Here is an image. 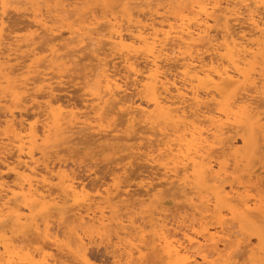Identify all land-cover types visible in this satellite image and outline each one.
<instances>
[{
    "label": "bare ground",
    "instance_id": "1",
    "mask_svg": "<svg viewBox=\"0 0 264 264\" xmlns=\"http://www.w3.org/2000/svg\"><path fill=\"white\" fill-rule=\"evenodd\" d=\"M33 1L37 0H0V4L11 5L6 8L0 7V89L9 94L13 103L17 102L14 103L16 107L25 108L23 102L28 101V103H32V108L42 109V105H39V102L36 103V100L42 99L41 97L48 100L43 105L44 109L37 112L41 118L44 117L40 121L41 127L39 129L37 126L40 125L37 124V121L31 122V119L29 120L31 116L29 117L25 114L26 112H22V108H19L20 110L17 112L2 113L3 111H0L6 119L5 122H0V126L4 127L2 125L4 123L9 128L7 131L10 133L3 134L5 138L0 137V216H2V212L8 209L9 214L6 215L12 214L16 218L14 224L11 221L12 228H8L12 232L14 226L21 230L31 228V224L26 223L28 220H25L24 223L21 222L27 219V216H18L19 208L23 207L31 213L32 207L35 208V205L38 208L51 204L53 207L59 206L57 209L61 211L58 212L59 219L56 222V225L58 224L56 226L57 232L55 231L56 233L52 234V237L47 231L45 233H49L52 238L48 236L49 234L43 238L50 237L52 239L51 244L48 245L49 248L45 246L49 240L47 242L44 240L45 244L41 246L47 247L50 253H52L51 250H54L56 255L52 253L54 256L51 254L45 256L44 253L49 254L48 251L45 252L43 248L34 249L32 247L30 249L33 250L30 251L24 249L25 253L29 254L32 259H35V255L37 257L39 255V258L42 256L41 260L49 261L47 264L72 263V260L81 255L78 249L85 248L83 240H80L81 233L84 232V225H90V228L97 224L96 226H100V229L104 230L109 224L111 225V222H114L116 228L122 226L123 230L129 229L128 226H135L133 224L136 222L133 221L135 212L131 211L132 207L135 206L134 209L136 210V207L141 206L143 202L140 197L154 195L155 193L152 191L160 190L156 191V194L161 192L162 195L165 193V197L173 196L176 201L182 200L183 204L180 207L185 210L184 216L179 217L177 215L179 218L174 216L168 220L169 218H166L165 215L166 221L162 220L163 223L161 222V234L157 237L156 230V235H154L156 240L152 239V243L148 244L147 239L150 236H147L146 245L142 244V247L140 244H136L135 252L129 250L130 253H124L127 255H125L126 257L120 256L122 250L121 253L118 252L117 259L116 248L110 247L112 251H115V253L112 252L113 259H117V262L123 259L124 264L126 259L125 264H136V262L144 264V261L150 260L148 257L151 254L152 257L153 255L156 256L155 262L158 261L159 264H183L185 258L189 260L198 259L203 262L206 256L211 260L214 252L217 258L229 259L231 264H264V235L261 232V221L264 220V197L261 198V196L256 195L258 191L255 196L251 195L249 191L252 190H247L248 187L241 185L243 183H239L233 177L232 172L228 171V163H231L229 159L224 160L228 153L237 152L241 158L250 164L264 151V112L261 111L264 105L261 103L264 101V32L261 31L264 28V14L260 9L243 7L246 4L255 5L258 0H123L125 2L122 10L124 9V14L126 12L129 16L126 18V23H123L124 25L120 22L123 19L119 20L114 15L115 17H109L108 21L106 20L108 16L103 18V22L105 23V20L107 22V24H102L104 26L93 24L94 21L91 20V23L93 21L92 24L87 22V26L85 24L81 27L79 24L76 25L78 23L76 19V24L72 22L76 29L70 23L69 26L66 20L74 21L72 18L78 15L77 5L79 3L77 4V2L79 0H61L60 3L58 0L59 5L55 4L54 10L56 13L59 12L58 16L62 15L60 17L63 21V17H66L65 22L69 26L68 28L65 26L67 37H63L62 29V34H60V30H53L52 26L48 25L49 19L46 20L43 17L45 15H42L43 10L49 8V6L44 5L48 4L47 0L46 2L45 0L37 1L39 2L37 4ZM114 1L113 3L118 2ZM34 5H39L41 8L37 6L35 10L37 14L32 12L34 14L31 22L27 26L23 25V27L25 26L24 29L26 27L33 28L34 31H28L27 35L24 36H11L12 33H9L10 35L4 34V29H8L4 28L5 22L10 24L6 20L8 15L20 13L22 9L28 11L29 8L27 7L32 8ZM216 5H220V7L217 8ZM43 7L44 9H42ZM50 10H46L48 15L54 11L51 10V12ZM38 12L40 13L38 14ZM21 14L20 16H23ZM47 14L46 16H48ZM25 15L27 14L25 13ZM17 28H19L18 25ZM39 31H41L40 34ZM43 38L46 39L45 42H42V46L41 43L38 46L37 43ZM72 44L73 46L76 45L72 48L70 46ZM84 53H88L86 58L95 64L89 66L92 67V70L84 74L83 77L79 75L81 71L80 68L78 69L81 81L78 85L83 83V87L79 90L84 91L82 105L80 104V108L73 105L65 106L64 102L61 103L54 96L59 91V86L64 82L63 79L73 72L74 67L76 69L80 66L78 63L82 60L77 61V59H82L80 54L84 55ZM114 61L118 62L114 63ZM84 67L81 68L84 69ZM132 68H135L136 71L133 72ZM83 69L82 71H84ZM46 70L55 73H46ZM77 73L74 74V77L78 76ZM24 74L30 75V79L31 74L34 77L31 80L28 78L27 82L24 80L22 82L20 77ZM70 76L72 77V75ZM37 85H39L38 89H36ZM130 89L135 93L134 95L138 96L139 103L131 102L127 98ZM30 91H42L44 93L41 97L36 93L34 96H29ZM26 94L30 100L23 101L27 98ZM23 95L24 99L22 98ZM229 98L231 103L227 102ZM70 100L72 99L70 98ZM54 103L57 104L56 108L52 107ZM14 104H12V108L15 107ZM34 114L32 118L36 116ZM116 117L117 120L123 119L120 121L122 125L118 126V123H115ZM123 123L127 127L121 131L118 127L123 126ZM135 126H140L139 131L141 133L135 132ZM81 132L89 133L80 134ZM147 132L149 134H144ZM131 133L136 134H132V136ZM234 134L240 135L242 147L239 150L235 146L237 140L235 141V138L232 137ZM87 135H90V138H92L91 136L96 137L95 141H101L103 143H101V147H106V149L112 146L111 143L117 141L124 143L122 145L124 148L121 149L127 152L126 158L123 157L124 160H131L137 156L135 160L140 159L146 162L151 169L157 171L156 176H158L154 177L155 179L150 178V180L147 176L146 180L148 181H144L142 178L140 183L136 185L138 189L143 191V194L140 191L130 193L129 189L126 190L128 185L120 191V186L115 185L116 193L113 194L109 189L104 190L106 195L103 197L99 191L100 194L95 190L97 195L93 199L91 196L89 198V196H85L86 194L84 195V187L78 182L77 177L76 179L69 177L71 176L69 174V176L65 175L66 173L60 174V171H57L54 176L52 172L56 166L55 163L53 164L51 161L48 163V161L38 165L34 159V144L38 140L49 143L54 148H59V151H68L69 153L79 144L86 142L88 144L89 137ZM86 136L88 138H85ZM132 141L139 142L140 145L142 141H145L147 145L143 147L139 144H137L138 146L127 145ZM238 142L239 140L237 144ZM86 144L82 146H86ZM60 147L64 149H60ZM56 151V154L60 153ZM76 154L78 155V153ZM63 156L65 157L64 154ZM244 160L242 161L244 162ZM129 162L131 163L132 160ZM133 162L135 164V161ZM51 163L53 166H50ZM61 165L63 164H59L60 168ZM128 167L123 165L120 171L127 173L130 168ZM45 175L49 176L45 177ZM12 176L15 180L26 183V187L24 188V184L10 185L7 179L10 181ZM48 177L57 179L58 183L51 185ZM139 177L138 179H140ZM255 177L257 178L256 175ZM253 179L254 176L251 181ZM257 184L259 183L257 182ZM38 186L43 191L40 192ZM53 186L57 189L56 192L58 191L57 193L54 191L55 196L50 193ZM14 188H18V190L15 191ZM251 193L253 194V192ZM259 195L261 194L259 193ZM94 201H101L107 205L109 212H105L110 213L108 219L103 216V211H98L101 215L98 218L97 212L90 211V207L96 205ZM68 202L72 203L69 210L67 206V209L65 208V204ZM11 205L13 208H10ZM75 205L78 208H75ZM116 206L117 208L121 206V209L123 206L125 210L127 209V213L132 212V215H128L129 220L126 219V223H129L126 228L123 225V221H126L123 217L126 218L127 214L124 213L123 216L119 214L118 216V213L110 212V208ZM117 210L120 211V208L114 211L117 212ZM82 211L84 214L81 213ZM68 213L71 215L66 217ZM130 216L133 219H130ZM121 217L123 221L120 219ZM7 219L10 220L9 217ZM105 220H107L106 224L104 223ZM108 221L111 222L107 225ZM243 228L250 232L249 234L253 237H256L258 247L250 248L251 242L244 245L249 238H247L246 233L247 236H243ZM46 229L48 228L46 227ZM34 231L36 232V229ZM0 232L4 233L3 231ZM58 232L62 233L64 238L69 234L67 239H72V242L62 241L63 237L59 236ZM129 233L132 234L131 231ZM28 237L26 238L28 239ZM14 238L12 237L13 240L10 241H14L16 244L20 236L19 239L17 237L18 240ZM40 238L42 239V233ZM32 239H28L31 241V245L38 238ZM132 239L135 240L136 238ZM20 240L21 242L18 244L22 243L24 238ZM213 240L216 243H213ZM125 245H123L124 249ZM138 245L140 247H137ZM27 247L29 248L28 245ZM119 247L122 248L120 244ZM1 248L0 250L3 252L0 251V264H9L10 260L17 261L22 258L17 254L18 245L17 247L3 245ZM120 248L119 251H121ZM127 249L125 250L127 251ZM239 249H245L242 252L247 253L248 260L246 263L243 262L247 258L244 261L241 260L244 254L241 256ZM134 253L138 254L137 258L133 255ZM229 253H231L230 256ZM75 256L77 257L74 258ZM119 256L125 259H120ZM132 256L135 259H132ZM71 257H73L72 260ZM39 258L37 260H40Z\"/></svg>",
    "mask_w": 264,
    "mask_h": 264
},
{
    "label": "rangeland",
    "instance_id": "2",
    "mask_svg": "<svg viewBox=\"0 0 264 264\" xmlns=\"http://www.w3.org/2000/svg\"><path fill=\"white\" fill-rule=\"evenodd\" d=\"M37 1H41V0H37ZM37 1H33L34 3H39V2H37ZM53 1V0H52ZM48 1L47 0V2H48V4L46 3V4H44L45 6L47 5V6H49V10L51 9L52 11L54 10V7H55V4H58L59 5V3H60V1L61 0H59V3H58V0L56 1ZM78 1V0H77ZM116 1H118V2H116V3H113V2H115L114 0H106V2H105V0H79V2H77V4L79 5H77V9H78V15L75 17V18H72L74 21H72V20H66V17H63V19H64V21L61 19V17L60 16H62V15H59L58 16V13H56L55 12V10L52 12L51 10V12H52V14L50 13V15H48L47 13H46V10H48V9H46L45 8V10H43V12H42V15H44L43 17L44 18H46V20H48V25L49 26H52L51 28L54 30V29H56V31L58 30H60V34H62V32H63V37L64 36H66L67 37V33L65 32V31H67V29L66 28H68L69 26H70V24H71V26H74V28L76 29V26L75 25H73V23L72 22H76L77 23V21H75L76 19L78 20V23L76 24V25H78L79 24V26H81V27H83V25H85V26H87V22H90L91 23V20H93L94 21V23H93V21H92V23L93 24H97V25H99V26H101L102 24H107V22H106V20L108 19H110L111 17H117L119 20L121 19H123L122 21H120L122 24L123 23H126V18H128L129 16H127L128 14L125 12V14H124V9L122 10V8H124L123 7V3L125 2V1H123V0H116ZM45 2H46V0H45ZM52 2V3H51ZM81 2H82V4H81ZM120 2H122V3H120ZM120 3V4H119ZM81 4V5H80ZM117 5V6H116ZM120 5V6H119ZM38 6V8H41L39 5H34L32 8H34V9H32V8H30V7H27V8H29V10L28 11H23V9H22V11L20 12V13H16V14H12V15H8L7 16V19L6 20H8L9 22H10V24L7 22V24H6V22H5V24H4V28L6 27V28H8V29H4L5 31H4V34H6V35H10L9 33H12L11 34V36H13V35H18V36H24V35H27V33H28V31H30V32H32L31 30H33V28H25L24 29V27L25 26H27V24L28 23H30L31 22V20H32V17H33V14L34 13H36L35 12V10H36V7ZM119 6V7H118ZM57 7V6H56ZM112 7V8H111ZM113 7H114V9H113ZM116 7V8H115ZM42 9H44V7L42 8ZM34 10V11H33ZM108 10V11H107ZM123 12H122V11ZM42 11V10H41ZM90 11V12H89ZM97 11V12H96ZM119 11V12H118ZM121 11V12H120ZM32 12H34V13H32ZM23 14V16H20V14ZM27 14V15H25L24 16V14ZM29 13H31V14H29ZM40 12H38V14H39ZM56 13V14H55ZM99 13V14H98ZM21 14V15H22ZM37 14V13H36ZM46 14L48 15V16H46ZM80 14V15H79ZM86 14V15H85ZM112 14V15H111ZM14 15V16H13ZM30 15V16H29ZM32 15V16H31ZM96 15V16H95ZM100 15V16H99ZM115 15V16H114ZM124 15V16H123ZM12 18H11V17ZM50 16V17H49ZM106 16H108V18H106ZM10 17V18H9ZM17 17H18V19H17ZM49 17V18H48ZM82 17H84V18H82ZM99 17V18H98ZM110 17V18H109ZM125 17V18H124ZM52 18V19H51ZM106 18V20H105V23L103 22L104 21V19ZM10 19H11V21H10ZM58 19V20H57ZM82 19V20H81ZM13 20V21H12ZM19 20V21H18ZM52 21V23H51V21ZM65 20L66 21H68V23L67 22H65ZM100 20V21H99ZM107 20V21H108ZM16 21H17V23H16ZM25 22V23H23V22ZM50 21V22H49ZM63 21V22H62ZM70 21V22H69ZM125 21V22H124ZM11 22H12V25H11ZM13 22H14V25H13ZM58 22V23H57ZM65 22V23H64ZM81 22V23H80ZM85 22V23H84ZM98 22V23H97ZM102 22V23H101ZM21 23V24H20ZM62 23V24H61ZM69 24V26L67 25V24ZM89 23V24H90ZM91 23V24H92ZM25 24V26L23 27V25ZM66 24V25H65ZM88 24V25H89ZM10 26V27H7V26ZM17 25H18V27L19 28H17ZM47 25V26H48ZM124 25V24H123ZM55 26V27H54ZM65 26H67L66 28H65ZM79 26H77V28H80ZM84 26V27H85ZM102 26H104V25H102ZM23 27V28H22ZM65 30H64V29ZM19 29H21V30H19ZM23 29V30H22ZM27 29V30H26ZM63 31H62V30ZM9 31V32H8ZM12 31V32H11ZM18 31V32H17ZM25 31V32H24ZM34 31V30H33ZM62 31V32H61ZM6 32V33H5ZM14 32V33H13ZM40 32L41 31H39V34H40ZM64 32H65V34H64ZM44 40H46V39H44L43 38V40H41L40 42H38L37 43V45L39 46L40 45V43H41V46H42V44L45 42ZM43 42V43H42ZM76 44H74V46H75ZM70 46H72V48L74 47L73 46V44L72 45H70ZM71 48V47H70ZM77 48V47H76ZM76 48H74V49H76ZM86 55L88 56L89 54L88 53H84V55L83 54H80V58L81 57H83L82 59H77V61H80V60H82L81 62H79L78 64L80 65L78 68L76 67V69H77V71H74V70H76L75 69V67H74V69H73V72L72 73H70V75H72V77L69 75V73H68V77H66L65 79H63V81L64 82H62V85L61 86H59V91L55 94V99H58L61 103H63L65 106H77V108L80 106V104L82 105V98H83V96H82V94H84V91L81 89V90H79L80 88H82L83 87V83H82V85H81V83L78 85V83L79 82H81L80 81V76L81 77H83V75L84 74H86L87 72H89V71H91L92 70V67H89V66H93L95 63L93 62V61H90L89 59H87L86 58ZM84 56H85V58H84ZM88 58H90V57H88ZM85 61H84V60ZM21 61V60H20ZM19 61V62H20ZM89 62V63H88ZM115 62H118V61H114V63ZM82 65H81V64ZM87 63L89 64L88 66H87ZM86 64V65H85ZM87 68H85V67ZM116 66H117V64H116ZM81 67H84V69L83 68H81ZM117 67H119V66H117ZM80 68V71H81V73L79 74V69ZM82 69L84 70V71H82ZM119 69H120V67H119ZM46 73H48V72H51V70H46L45 71ZM54 72V71H53ZM53 72H51V73H53ZM75 72V73H74ZM78 72V73H77ZM55 73V72H54ZM53 73V74H54ZM76 73H77V75L79 76H77L78 77V79H76L77 77H74L75 75H76ZM75 74V75H74ZM32 75V77H34V75L33 74H31ZM31 77V79H33ZM30 79V75H27V74H24V75H22L21 77H20V80L22 81V80H24V82H27L28 80L27 79ZM67 78H69V79H67ZM75 78V79H74ZM30 79V80H31ZM67 79V80H66ZM79 80V81H78ZM72 83H71V82ZM83 81V80H82ZM23 82V81H22ZM67 82H68V84H67ZM74 83V84H73ZM71 86H70V85ZM66 85V86H65ZM69 85V86H68ZM73 86V87H72ZM79 86V87H78ZM61 87V88H60ZM39 88V85H37L36 86V89H38ZM66 90H64V89ZM71 88V89H70ZM35 89V90H36ZM63 91H62V90ZM1 90V89H0ZM3 90V89H2ZM0 91V99H1V101H2V104L0 105L1 107V109H0V111L2 112V113H6V112H8V111H14V112H17L18 110H20L19 108H22L21 109V111L22 112H26L25 114H27L30 118H29V120L31 121V122H34V121H37V124L38 125H40V126H37V128L39 129L40 127H41V123H40V121L41 120H43L44 119V117H40V115H38V113L37 112H40V110L42 111L43 109H44V107H43V105H45V103L48 101L47 100V98H43V97H41V96H43V93L44 92H42V91H37V92H32V91H30V93L28 94L29 96L30 95H35V93L38 95V96H40L42 99H38V100H36L37 102L36 103H38L39 105H42V109H36V108H32V103H28V101L27 102H23V106H26L25 108L24 107H16V104H14V103H17V102H14L13 103V100L11 99V97L9 96V94L6 92L5 93V90L4 91ZM69 90V91H68ZM71 90V91H70ZM79 92H77V91ZM131 90V89H130ZM129 90V91H130ZM62 91V92H61ZM74 91V92H73ZM21 92H23V90H21ZM3 93H5V94H3ZM40 93V94H39ZM75 93V94H74ZM132 93V94H131ZM7 94H8V96H7ZM59 94H60V97H59ZM66 96H65V95ZM135 93L131 90L130 92H129V95L127 94V98L131 101V102H134V103H139V98H138V96H136V95H134ZM7 97H6V96ZM24 95H25V93H24ZM24 95L22 96V98L24 99L25 97H24ZM27 94H26V99L25 100H23V101H26L27 99L28 100H30V97L28 96ZM58 95V96H57ZM74 95H78V96H80L79 98H78V96H74ZM63 96V97H62ZM57 97V98H56ZM77 99H76V98ZM64 98H65V100H64ZM70 98L72 99V100H70ZM81 98V99H80ZM9 99V100H8ZM64 100V101H63ZM70 100V101H69ZM6 101V102H5ZM7 101H9L8 103H7ZM4 102V103H3ZM68 102V103H67ZM11 103V104H10ZM28 103V104H27ZM74 103V104H73ZM261 103H263L264 104V101H261ZM8 104H10V105H8ZM12 104H14L15 105V107L14 108H12L13 106H12ZM78 104V105H77ZM55 105V106H54ZM3 106V107H2ZM10 106V107H9ZM52 107L53 108H56L57 107V104H52ZM80 108V107H79ZM29 113H28V112ZM261 111H263L264 112V105H263V107L261 108ZM31 112V113H30ZM2 113H0V122H5V118L2 116L3 114ZM36 114V116H35V114ZM33 114H34V118H32V116H33ZM40 118L39 120L37 119L36 120V118H38V117ZM119 118V117H118ZM120 119V118H119ZM117 120V117H116V122L115 123H118V126L121 124L120 123V121H123V119L121 120ZM39 121V122H38ZM124 124V123H123ZM2 125H4V127L3 126H0V137H2V138H5V136L3 135V134H8L9 132L7 131V129L9 130V128L4 124V123H2ZM115 125V124H114ZM122 125V124H121ZM117 126V125H116ZM126 127H127V125L126 124H124L123 126H120V127H118V129H121V131H124L125 129H126ZM139 128H140V126L139 127H134V129H135V132L137 133V132H139V133H141L140 131H139ZM2 133V134H1ZM84 132H81L80 134H83ZM85 133H89V132H85ZM84 133V134H85ZM136 133H131V135L132 134H136ZM10 134V133H9ZM91 134V133H90ZM144 134H149L148 132L147 133H144ZM151 134V133H150ZM88 137L90 136V135H87ZM85 137V138H88V137ZM133 136V135H132ZM92 138H88V139H85V140H88L89 141V143H91L90 145H89V143L88 144H86L87 142L84 140V142H86V143H83V144H86V146L84 145V146H82L83 144H79L78 146H75V148H73V149H71L70 151H72V152H69L68 153V151H59V148H54V147H52L51 145H49V143H45V142H42V140H38L35 144H34V159H35V161H37L38 162V165H42V163H46V162H48V163H50V161L54 164V165H56L54 168H53V175L55 176L56 174H57V171H60V174H65V175H71V176H69V177H77L76 179L78 180V182H80V184L81 185H83V187H84V195L87 197V196H89V198H90V196L94 199L95 198V196L97 195V192L99 191L100 193H101V195L104 197L106 194H105V192H104V190H108L109 189V191L110 192H112L113 194L114 193H116V191H115V185H118V186H120L119 187V189H120V191H122V190H124L125 188H126V186L128 185L129 187H127L126 188V190H128L130 193H137V192H139L140 191V193L141 194H143V191L142 190H140V189H138L137 187H136V185L138 184V183H140V181L142 180V178L144 179V181H148V180H146L147 179V176H148V179L150 180V178L151 179H155L154 177H157L156 176V170L155 169H151V167H149V165H147L146 164V162H143V161H141L139 158V160H135L136 158H137V156L136 157H134V158H132L131 160H132V162L130 163L129 161H131V160H124V158H126V156H127V152L126 151H124V150H121V149H123L124 148V146H122L124 143H121V142H114V143H111V147H109V148H107L106 149V147H101V141H99V142H96L95 140L97 139L96 137L94 138V136H91ZM232 137H234L235 138V141L237 140H239V142H238V144H237V141H236V144H235V146H236V149L237 150H239V149H241V147H242V143H241V139H240V135H235L234 134V136H232ZM82 139H84V138H82ZM90 140H92V142H90ZM94 141H95V143H94ZM130 143V144H129ZM127 145H129V146H136L137 144H139L140 145V143L139 142H134V141H132V142H129ZM103 144V143H102ZM113 144H114V146H113ZM93 145H95V146H93ZM145 145H147V143L145 142V141H142L141 142V147H143V146H145ZM45 146V147H44ZM100 148H99V147ZM138 146V145H137ZM42 147H43V149H42ZM48 147V148H47ZM88 147V148H87ZM92 149H91V148ZM98 150H97V149ZM42 149V150H41ZM60 149H64V148H62V147H60ZM100 149V150H99ZM108 149H110V150H108ZM59 151L60 153L59 154H56L55 153V151ZM74 150V151H73ZM75 150H76V152H75ZM94 150H95V153H94ZM97 150V151H96ZM105 150V151H104ZM46 152V153H44V152ZM49 153H48V152ZM56 151V152H57ZM98 151H99V153H98ZM40 154H39V153ZM67 152V153H66ZM76 153H78V155L76 154ZM80 153V154H79ZM52 154V155H51ZM63 154L65 155V157L63 156ZM124 154V155H123ZM232 155V156H231ZM38 156V157H37ZM67 156V157H66ZM70 156V157H69ZM227 156H229V158H227ZM234 156V157H233ZM238 156V157H237ZM40 157H42V158H40ZM75 157V158H74ZM78 159H77V158ZM119 157H124L123 159L122 158H119ZM232 157V158H231ZM71 158V159H70ZM74 158V159H73ZM84 158V159H83ZM112 158V159H111ZM233 160H231V159ZM262 158V159H261ZM45 159V160H44ZM70 159V160H69ZM76 159V160H75ZM99 159V160H98ZM110 159V160H109ZM119 159V160H118ZM122 159V160H121ZM229 159V162H231V163H228L227 161V163H228V165H229V169H228V171L229 172H232V175H233V177L234 178H236L237 179V181L240 183H243V184H241V185H245V187L247 188V190H252V191H249V193L251 194V195H254L255 196V194H256V192L258 191H260L259 193L261 194V195H259V193L257 192V194L256 195H258L259 197L261 196V198H263L264 197V195H262V194H264V168H263V166H264V151L261 153V154H259L255 159H254V161L252 162V163H248L246 160H244L243 158H241V156H240V154L239 153H228L227 155H226V157L224 158V160H228ZM43 160V161H42ZM64 161V162H61V161ZM73 160H75V161H73ZM87 162H85V161ZM88 160H90V161H88ZM94 160H96V161H94ZM111 160H114V161H116V162H113V161H111ZM121 163H119L118 161ZM220 160H223V159H220ZM240 160V161H239ZM242 160H244V162L242 161ZM256 160V161H255ZM45 161V162H44ZM60 161V162H59ZM77 161V162H76ZM80 161V162H79ZM82 161H83V163H82ZM101 161V162H100ZM133 161H135V164L137 165V167L135 168V164H134V162ZM57 162V163H56ZM94 162H96V163H94ZM257 162V163H256ZM52 163H51V165L50 166H53L52 165ZM106 163V164H105ZM112 163H113V165H112ZM115 163V164H114ZM126 163V164H125ZM128 163H130L129 165H128ZM241 163H245L246 165L244 166L243 164H241ZM256 163V164H255ZM59 164H63V165H61V168L59 167ZM69 164V165H68ZM84 164V165H83ZM110 164V165H109ZM118 164V165H117ZM126 165V167H128L129 169H128V172L127 173H122V170L120 171V168L123 166V165ZM132 164V165H131ZM239 164V165H238ZM241 164V165H240ZM254 164V165H253ZM65 165V166H64ZM75 165V166H74ZM80 165V166H79ZM82 165V166H81ZM98 165V166H97ZM105 165V166H104ZM115 165V167H113ZM230 165H232L231 166V168H230ZM64 168H63V167ZM74 166V167H73ZM78 166V167H77ZM87 166V167H86ZM108 166V167H107ZM138 166H140V167H138ZM259 166V167H258ZM86 167V168H85ZM113 167V168H112ZM73 168V169H72ZM76 168V169H75ZM93 168V169H92ZM133 168H134V170H133ZM144 168V169H143ZM233 168V169H232ZM249 168V169H248ZM259 168V169H258ZM263 168V169H262ZM72 169V170H71ZM122 169V168H121ZM145 169H146V171H145ZM246 169V170H245ZM257 169V170H256ZM65 170V171H64ZM71 172H69V171ZM114 172H113V171ZM116 170V171H115ZM118 170V171H117ZM136 170V171H135ZM2 171H4L5 172V170H2ZM120 171V172H119ZM144 173H143V172ZM148 171V172H147ZM154 171V172H153ZM258 171V172H257ZM111 172V173H110ZM134 172V173H133ZM151 172V173H150ZM255 172V173H254ZM132 173V174H131ZM261 173V174H260ZM76 174V175H75ZM118 174V175H117ZM131 174V175H130ZM260 174V175H259ZM75 175V176H74ZM140 176L139 178L140 179H138V176ZM155 175V176H154ZM255 175L257 176V178L255 177ZM47 176H49V175H45V177H47ZM52 176V175H51ZM116 176V177H115ZM132 176H134V177H132ZM151 176V177H150ZM253 176H254V179L251 181V179L253 178ZM128 177V178H127ZM244 177V178H243ZM11 179H10V181L7 179V182H10V185H12V184H16V185H18V184H21V185H23L24 183L21 181V180H15V178H13V176L12 177H10ZM13 178V179H12ZM49 179V182H50V184L51 185H55V184H57L58 183V180L57 179H55V178H50V177H48ZM81 178V179H80ZM115 180H114V179ZM136 178V179H135ZM117 179H119L118 181H117ZM132 179V180H131ZM52 180V181H51ZM124 180H125V182H124ZM19 181H21L20 183H19ZM129 181V182H128ZM120 182V183H119ZM124 182V183H123ZM134 182V183H133ZM252 182V183H251ZM257 182L259 183V184H257ZM261 182H262V184H261ZM255 183V184H254ZM26 184V183H25ZM25 184L23 185L24 186V188L26 187L25 186ZM261 184V185H260ZM123 185V186H122ZM258 185V186H257ZM260 185V186H259ZM263 185V186H262ZM252 188H250V187ZM40 186H38V188H39ZM110 187V188H109ZM259 187V188H258ZM261 187H263L262 189H261ZM41 188V187H40ZM39 188V189H40ZM53 188V189H52ZM15 189V188H14ZM55 189V190H54ZM112 189V190H111ZM137 189V190H136ZM16 190H18V188L17 189H15V191ZM52 190H53V192H52ZM56 188L53 186V187H51V191H50V193H53V195H54V191L56 192ZM95 190H97V192L95 191ZM133 190H134V192H133ZM26 191V190H25ZM40 192L41 191H43L42 189H40L39 190ZM156 191H160V190H156ZM156 191H152V192H154L155 194L154 195H150V196H148V197H146V196H142V197H140V200L141 201H143L142 202V204H144V205H146L145 207H143L144 205H142L141 204V206L139 205L138 207H136V210L134 209V207L135 206H133L132 207V210H131V208H130V210L131 211H134L133 213V215H134V219L132 218V216H130L131 218L130 219H133V221H136V222H134V224L133 225H135V226H132V227H130V226H128L129 227V229H127L126 227H127V225H129V223H126L127 222V220L126 219H128L129 220V216L128 215H132L131 213H127V209L125 210V208L122 206V209H124V210H122L121 209V206H118V208H120V211L119 210H117V212L116 211H114V210H116V209H118L117 208V206L116 207H113V208H110L111 210H110V212L112 211V213H118L117 215L119 216V214H121V216H123V214L125 213V214H127V217L125 218V217H123L126 221L124 222L122 219V217L120 218L122 221H123V225H125L124 227L126 228V230H123V227L122 226H117L118 228L120 227V229H122V230H120V229H118V228H116V225H114L115 223L114 222H111V221H108L107 222V225L109 224V222H111V225L109 224V226L111 227H106L107 229H104V230H102V229H100V226H96L95 224V226H92V227H90V229L91 230H93L94 232H95V235H88V238L86 239V240H83V243H84V245H85V247H86V245H88L86 248H87V251H88V253L90 254V258L91 259H93L94 261H99V262H101V264H105V262H114V264L116 263H118V264H121V262H123L122 260L121 261H118L117 262V259H118V257H117V254H119L118 252H122V250H123V252H122V254H124V253H126V254H128V253H130V251L131 252H135V249H136V244H140L142 247H143V245H146V242H145V240L149 237V239H147L148 240V244H151L152 243V239H154V240H156L155 238V236L154 235H156L157 237H158V235H160L161 234V229H162V226H161V222H162V220H165L166 218H169L168 220H170L171 218H173L174 216H177V215H179V217H181V216H184V211L185 210H183L181 207V205L183 204L182 203V200L181 201H176L175 199H174V197L172 196H169V197H165V193H163V195H162V193L160 192V194L158 193V194H156ZM161 191H163V190H161ZM254 191H255V193H254ZM58 192V191H57ZM56 192V193H57ZM98 192V193H99ZM151 192V193H152ZM163 192H165V191H163ZM251 192H253V194L251 193ZM99 193V194H100ZM57 195V194H56ZM162 195V196H161ZM55 196V195H54ZM167 196V195H166ZM263 196V197H262ZM149 197H151V198H149ZM19 200H21L20 199V197H19ZM46 200H48V199H46ZM95 200H97V199H95ZM175 200V201H174ZM178 200V199H177ZM95 203H96V205L94 206V205H92L91 207H90V211H95V212H97L96 213V216H97V218L98 217H100L101 215L99 214V212L98 211H103V216L106 218V219H108V216H109V214L110 213H107V212H105V211H108L109 209H108V207H107V205H104V203L103 202H101V201H94ZM103 203V204H102ZM68 204V205H67ZM67 204H65V208H66V206L68 207V210H69V208H71V202H68ZM101 204V205H100ZM59 205H61V204H59ZM149 207H148V206ZM174 205H175V207H174ZM14 206V205H13ZM52 205L50 204V205H47L46 207H38V208H36L37 206L35 205V208L34 207H32V210H31V213L30 212H28L27 210H25L23 207L20 209L19 208V210L21 211H19V213L17 212V215L18 216H27V219H24V220H22L21 222H25V220H28L26 223L27 224H31V228H25V229H23V230H21L19 227H17V226H14L15 228H16V231L15 232H13V230H12V232H10V230L8 229L9 227L10 228H12V226H13V224H14V222H15V217H13V215L12 214H10L9 216H7L6 214H9V212H8V209L7 210H5L4 212H2V216H0L1 218L0 219H3V218H8L9 217V223H8V230H6V232H5V230L4 229H2V228H0V231H3L4 233H1L0 232V248L1 247H3V245H8V246H12V247H17V245H18V248H19V246L21 245V246H23V244H24V249L25 250H27V249H29V250H33V249H30L31 247L32 248H34V249H39V248H43V250L46 252V251H48V249H47V247L49 248V244H51V242H52V239H50V237L52 236V234H54V233H56L57 232V229H56V226L58 225H56V222H58V219H59V215H58V212L60 213V211L61 210H59V209H57L58 207H53L52 206V208H50ZM177 206V207H176ZM179 206V207H178ZM181 206V207H180ZM47 207H49L48 209H47ZM78 208V206L77 205H75V208ZM80 207V206H79ZM106 207V208H105ZM10 208H13L12 207V205L10 206ZM72 208H74V207H72ZM82 208V207H81ZM85 208V207H84ZM171 208V209H170ZM180 208V209H179ZM25 210V212H24V210ZM56 209V210H55ZM67 209V208H66ZM80 209V208H79ZM86 209V208H85ZM107 209V210H106ZM129 209V208H128ZM134 209V210H133ZM167 209H168V211H167ZM173 209V210H172ZM177 209V210H176ZM139 210V211H138ZM147 211V213H146V211ZM46 211V212H45ZM85 211V210H84ZM122 211V212H121ZM124 211V212H123ZM140 211H142V212H140ZM152 211V212H151ZM165 211V212H164ZM171 211V212H170ZM175 211V212H174ZM177 211H179V212H177ZM24 212V213H23ZM106 214H105V213ZM109 212V211H108ZM129 212V211H128ZM154 212V213H153ZM174 212V213H173ZM182 212V213H181ZM4 213V214H3ZM56 213V214H55ZM82 214H84L83 213V211L81 212ZM148 213H150V214H148ZM170 213H172V214H170ZM124 214V215H125ZM136 214V215H135ZM144 214V215H143ZM176 214V215H175ZM181 214H183V215H181ZM71 215V213L69 214H66V217H68V216H70ZM155 215V216H154ZM161 215H162V217H161ZM167 217H166V216ZM169 215H170V217H169ZM4 216V217H3ZM53 216H54V218H53ZM58 216V217H57ZM107 216V217H106ZM111 216V215H110ZM145 216H148L147 218L145 217ZM12 217H13V219H12ZM51 217V218H50ZM117 217V216H116ZM136 217V218H135ZM139 217V218H138ZM166 217V218H165ZM178 217V216H177ZM178 217V218H179ZM110 218V217H109ZM119 218V217H118ZM38 219H40V220H38ZM55 219H57V220H55ZM143 219H145V220H143ZM154 219V220H153ZM49 221V223H48V221ZM110 220V219H109ZM141 220H143V221H141ZM157 220V221H156ZM11 221H12V223L13 224H11ZM31 221V222H30ZM106 221L107 220H105V224H106ZM132 221V220H131ZM132 221V222H133ZM145 221V223H143ZM166 221V220H165ZM164 221V222H165ZM40 223V224H39ZM124 223H126V224H124ZM156 223V224H155ZM160 223V224H159ZM163 223V222H162ZM12 225V226H11ZM48 225V226H47ZM142 225V226H141ZM156 225V226H155ZM37 226V227H36ZM88 226H90V225H88ZM138 226V227H137ZM140 226H141V228H140ZM151 226V227H150ZM36 227V228H35ZM41 227V228H40ZM46 227L48 228V229H46ZM50 227V228H49ZM62 227V226H61ZM64 227V226H63ZM97 227V228H96ZM99 227V228H98ZM113 227H115V228H113ZM135 227H136V229H135ZM151 229H150V228ZM159 227V228H158ZM18 228V229H17ZM42 228H43V230H42ZM96 228V229H95ZM102 228V227H101ZM124 228V229H125ZM161 228V229H160ZM34 229H36V232L34 231ZM38 229V230H37ZM46 229V230H45ZM62 229V228H61ZM113 229V230H112ZM115 229V230H114ZM142 229V230H141ZM146 229V230H145ZM159 229H160V231H159ZM237 229H239V228H237ZM28 230H33V231H31V234H30V231H28ZM40 230V231H39ZM42 230V231H41ZM63 231H64V229H62ZM107 230V232H105ZM119 230V232H117V231ZM142 232H141V231ZM156 230H157V233H156ZM240 230V229H239ZM49 232L50 234H51V236H50V234L49 233H45V232ZM56 231V232H55ZM63 231H59V232H63ZM65 231H67V230H65ZM104 231V232H103ZM108 231H109V233H108ZM125 231V232H124ZM128 231V232H127ZM129 231H131V233L133 234H130L129 233ZM137 233H136V232ZM149 233H148V232ZM244 231V234H243V236L244 237H246L247 235H248V237L247 238H249V240L247 241V242H245L244 243V245L246 244V243H250V245L252 246H250V248H256V247H258V243H257V240L255 239L256 237H253L251 234H249L250 232H248L245 228H243L242 229V232ZM26 232H27V234H26ZM58 232V233H59ZM83 232V231H82ZM105 234H103V233ZM111 232V233H110ZM117 232V233H116ZM121 232V233H120ZM135 232V233H134ZM7 233V234H6ZM11 233V234H10ZM13 233V234H12ZM25 233V234H24ZM34 233H36V234H33ZM41 233H42V239L40 238L41 237ZM66 233H68V232H66ZM100 234V235H97V234ZM129 234V235H127V234ZM141 233H143V234H141ZM146 233V234H145ZM156 233V234H155ZM247 235H246V234ZM4 234H6V235H4ZM39 236H38V235ZM50 236V237H46L45 239H43L45 236ZM82 234V233H81ZM120 234V235H119ZM125 234H126V236H125ZM135 234H138V235H135ZM63 234L61 233H59V236H62ZM69 235V234H68ZM67 235V236H68ZM141 235V236H140ZM144 237H143V236ZM146 235V236H145ZM19 236H20V239L22 238V240H23V238H24V240H26L27 238L26 237H28V239L30 238V239H32L33 237L35 238H38L37 240H36V238L34 239H32V240H36V242H32V245H31V241L29 240L28 241V239L24 242V240L22 241V243H20V244H18L19 242H21V240L19 239ZM23 236V237H22ZM38 236V237H37ZM59 237V238H62V239H60V240H62V241H64V242H68L69 241V243H70V241L72 242V239L71 240H69V239H67L68 237ZM104 236H106L105 238V240L103 239L104 238ZM108 236V237H107ZM115 236V237H114ZM118 236V237H117ZM128 236V237H127ZM129 236H130V238H129ZM148 236V237H147ZM252 236V237H251ZM12 237H15L14 239H16V240H18L17 241V243L15 244L14 243V241L13 242H11L13 239H12ZM17 237H18V239H17ZM53 237V236H52ZM51 237V238H52ZM116 237H117V239H116ZM26 238V239H25ZM115 238V239H114ZM132 238H136L135 240L134 239H132ZM242 238V237H241ZM65 239V240H64ZM131 239V240H130ZM6 240V241H5ZM11 240V241H10ZM41 240H43L42 241V244H41ZM44 240H45V242H47L48 240V243H44ZM116 240H117V242H116ZM134 240V241H133ZM143 240V241H142ZM146 240V241H147ZM108 241V242H107ZM118 241H120V243H118ZM125 241V242H124ZM150 241V242H149ZM16 242V241H15ZM37 242H38V244H37ZM114 242V243H113ZM141 242V243H140ZM144 242V243H143ZM39 243H40V246H39ZM110 243V244H109ZM118 245H116V244ZM126 245H125V244ZM256 243V244H255ZM14 244V245H13ZM43 244H45V246H47L46 248L45 247H41ZM119 244H120V246L122 247V248H120L119 247ZM143 244V245H142ZM147 244V245H148ZM16 245V246H15ZM27 245L29 246V248L27 247ZM36 245V247H34ZM90 245V246H89ZM112 245V246H111ZM123 245H125L126 247H125V249H127V248H129V249H127V251L124 249V246ZM140 245H138L137 247H140ZM244 245H242L243 247H244ZM39 246V247H38ZM117 246V247H116ZM114 249V247L116 248V250L115 251H117L116 252V257H117V259L115 260V259H113V253H115V251L113 252L112 251V249ZM119 248L121 249V251H119ZM131 248V249H130ZM133 248V249H132ZM242 248V247H241ZM2 249V248H1ZM46 249V250H45ZM118 249V250H117ZM243 249V248H242ZM29 250H27V251H29ZM130 250V251H129ZM133 250V251H132ZM239 250H240V252H239ZM238 250V252L241 254V256L244 254L243 252L245 251V249L244 250H241V249H239ZM0 251H2L3 252V250H0ZM52 251V253L54 254V255H56L55 254V251L54 250H51ZM243 251V252H242ZM26 252V251H25ZM49 252V254H47V255H50L51 254V256L53 255L52 253H50V251H48ZM112 254H111V253ZM238 252H237V254H238ZM1 253V252H0ZM47 253V252H46ZM122 254H120V256H124V257H126L127 255L126 254H124V255H122ZM240 254H239V256H240ZM53 255V256H54ZM115 255V254H114ZM126 255V256H125ZM136 258H137V253H134L133 254ZM152 255V254H151ZM151 255H149V261H152V259H154L153 261H152V263L154 264V262H155V260H157V258L155 259V257H154V255H153V257L151 256ZM112 256V257H111ZM119 256V257H120ZM134 256H132V259H135V257ZM240 256V258H242ZM77 256H75L74 258H76ZM124 257H120V259L121 258H124ZM245 257V258H244ZM34 258L35 259H37V258H39V255H38V257H37V255H35L34 256ZM49 258H51V257H49ZM80 257L78 256L77 257V259H75V260H72L73 259V257H71L70 259L72 260L71 262L72 263H69V264H73V262H74V264H77V260L79 259ZM152 258V259H151ZM247 258V253L245 252V254L243 255V259H241V260H243L244 261V259H246ZM40 260L42 259V256H40V258H39ZM119 259V260H120ZM125 259V258H124ZM50 260V259H49ZM114 260V261H113ZM126 260V259H125ZM124 260V262L126 263V261ZM159 260V259H158ZM247 260H248V258L243 262V263H246L247 262ZM116 261V262H115ZM160 261V260H159ZM242 262V261H241ZM47 263H49V261L47 262ZM124 263V264H125ZM160 262H158V261H156L155 262V264H159Z\"/></svg>",
    "mask_w": 264,
    "mask_h": 264
},
{
    "label": "snow or ice",
    "instance_id": "3",
    "mask_svg": "<svg viewBox=\"0 0 264 264\" xmlns=\"http://www.w3.org/2000/svg\"><path fill=\"white\" fill-rule=\"evenodd\" d=\"M11 5L8 4H0V7H10ZM215 7H220V5H216ZM244 8H253V9H260L262 14H264V0H258V2L255 5H250L246 4L243 5ZM204 11V9H201ZM262 32H264V28L261 29ZM132 71L135 72V68H132ZM228 103H231L230 98L227 101ZM234 106V105H233ZM27 207V205H25ZM8 223L9 220L7 218L5 219H0V228H3L5 231L8 228ZM84 232L80 236V240H86L88 238L89 234L95 235V232L89 228L88 225H84ZM13 232L16 231V228L14 227ZM261 232L262 235H264V220L261 221ZM198 243V242H194ZM213 243H216L215 240H213ZM30 251V250H29ZM78 251L81 253L80 258L77 261V264H101L99 261H94L93 259L90 258V254L87 251V248H80ZM18 255H20L22 258L17 261H9V264H47L46 261L43 260H37V259H32L30 258L29 254L25 253L24 247L21 246L18 250ZM46 256L47 253H44ZM143 255V254H142ZM199 255V253H197ZM229 256L231 253L228 254ZM213 258L209 260L207 256L205 257L204 261L202 262L201 260H189L187 258L184 259L183 264H231V261L229 259H221L217 258L215 256V253H212ZM105 264H114V262H105ZM123 264V262H121ZM136 264H140V262H136ZM144 264H152L151 261H144Z\"/></svg>",
    "mask_w": 264,
    "mask_h": 264
}]
</instances>
